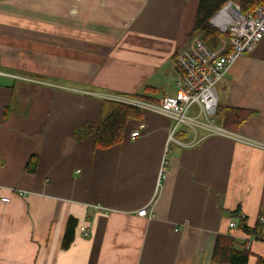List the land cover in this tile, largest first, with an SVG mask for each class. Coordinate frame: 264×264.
Segmentation results:
<instances>
[{
	"label": "crops",
	"instance_id": "crops-1",
	"mask_svg": "<svg viewBox=\"0 0 264 264\" xmlns=\"http://www.w3.org/2000/svg\"><path fill=\"white\" fill-rule=\"evenodd\" d=\"M198 4L0 0V184L26 193L0 202V264H215L219 234L246 242L248 264L264 258V242L230 227L237 209L264 223V37L217 84L216 123L238 138L182 126L168 142L172 121L151 112L111 148L74 138L104 98L175 94ZM228 109L252 114L227 125ZM70 217L89 236L77 228L65 248Z\"/></svg>",
	"mask_w": 264,
	"mask_h": 264
},
{
	"label": "built area",
	"instance_id": "built-area-1",
	"mask_svg": "<svg viewBox=\"0 0 264 264\" xmlns=\"http://www.w3.org/2000/svg\"><path fill=\"white\" fill-rule=\"evenodd\" d=\"M210 25L219 33V46L210 48L199 35H192L187 46L175 56L176 92L159 102L145 101L131 96H111L114 99L138 107L143 112L166 117L172 121L168 142L182 126L190 127L196 134L198 129L207 134H218L238 138L226 128L217 125L218 108L217 84L227 75L230 67L241 57L251 53L264 37V5L252 12L244 13L239 3L228 0L209 19ZM2 75H9L0 71ZM141 135V129L132 131L131 137ZM166 173L162 167L160 175ZM11 193L25 195V191L0 184V202L10 201ZM104 210L102 206H95ZM153 206L148 204L138 211L139 216L152 218ZM230 227H237L235 222ZM78 232L87 237L89 227H78Z\"/></svg>",
	"mask_w": 264,
	"mask_h": 264
},
{
	"label": "trees",
	"instance_id": "trees-1",
	"mask_svg": "<svg viewBox=\"0 0 264 264\" xmlns=\"http://www.w3.org/2000/svg\"><path fill=\"white\" fill-rule=\"evenodd\" d=\"M228 0H199L193 34L199 35L202 40L212 49L219 46L220 33L213 28L209 19L223 6ZM240 4L244 13L252 12L256 7L264 5V0H233ZM152 91L150 86H145L142 93L135 96L141 100L152 101L154 99L149 94ZM225 112L220 110V117ZM252 112L244 110L228 109V112L222 117L225 124H237L248 118ZM143 111L133 105L120 102L114 99L104 98L102 103L101 115L99 122H88L83 126H78L74 130L75 140H82L95 134V145L100 149L111 148L123 142L127 131V124L130 119H141ZM35 157H32L34 159ZM28 163L26 169L34 172L36 170V160ZM33 161V162H32ZM239 219L237 227L245 234L253 237L258 241L264 242V223L259 219L254 227H249L247 217L241 214L240 209L232 212ZM78 221L70 217L66 226L65 235L62 245L68 248L74 240ZM252 255L246 242H240L231 235L219 234L216 237L212 251V262L215 264H248ZM257 264H264V258L258 257Z\"/></svg>",
	"mask_w": 264,
	"mask_h": 264
},
{
	"label": "rangeland",
	"instance_id": "rangeland-1",
	"mask_svg": "<svg viewBox=\"0 0 264 264\" xmlns=\"http://www.w3.org/2000/svg\"><path fill=\"white\" fill-rule=\"evenodd\" d=\"M175 57V56H174Z\"/></svg>",
	"mask_w": 264,
	"mask_h": 264
}]
</instances>
